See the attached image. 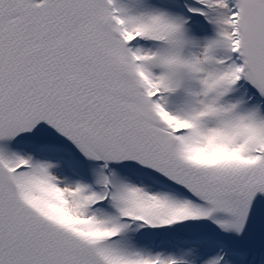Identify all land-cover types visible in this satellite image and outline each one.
<instances>
[{"label":"snow or ice","instance_id":"1","mask_svg":"<svg viewBox=\"0 0 264 264\" xmlns=\"http://www.w3.org/2000/svg\"><path fill=\"white\" fill-rule=\"evenodd\" d=\"M0 264H264V0H0Z\"/></svg>","mask_w":264,"mask_h":264}]
</instances>
